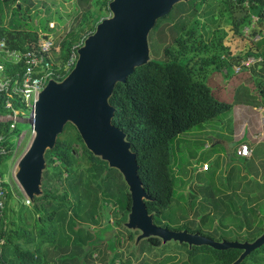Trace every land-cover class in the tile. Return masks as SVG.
<instances>
[{
    "label": "trees",
    "instance_id": "obj_1",
    "mask_svg": "<svg viewBox=\"0 0 264 264\" xmlns=\"http://www.w3.org/2000/svg\"><path fill=\"white\" fill-rule=\"evenodd\" d=\"M32 1L34 0H0V16L2 8L8 9L7 26L10 30L1 27L0 40H3L9 49L25 51L40 37L37 30L44 36L53 31L48 27V23L53 20L50 14L38 19L37 27L30 24L29 28L33 30L31 33L18 29L25 24L21 16L27 11V6L32 5ZM204 3L205 7L209 6L207 0L175 3L163 16L155 20L147 37L150 38L156 29L162 30L169 24L174 30L172 41L163 46L159 60L148 59L132 67L123 79L113 84L106 98V104L111 110L109 125L119 132L133 160L134 179L139 193L145 197L141 201V208L151 228L170 234L202 238L215 245L250 246L264 234V183L255 181L250 184L246 181L239 186V189L232 188L233 194H222L221 198L210 200L209 206L204 210H201L204 206V198L201 199L198 210L204 214L193 213L192 219L197 220L196 224L187 219V211L183 212L184 207L180 205V199L184 195L179 193L180 187L176 188L178 176L173 168L171 144L177 140V137L193 128L199 129L203 123L229 112L232 96L241 85L247 88L253 97L259 98L264 94V78L255 77L249 70L250 67L237 73L233 72L232 66L222 58V54L217 52V46L220 47L219 38L213 39L214 48L209 57H195L198 52L204 51V45L197 38L200 34L196 33V23L192 22L188 28L187 26L190 18L195 21L197 8ZM216 3L220 15L229 19L231 28L237 34L240 33L243 25L248 24L251 18H255L257 30H252L250 34L258 35L253 45L257 51L255 56L260 58L264 70V0H216ZM73 4L75 18L80 20L78 26L69 28L55 41V45H59L64 50L60 59L62 66L56 72L58 77L53 78L56 82L62 81L72 70L66 71L62 68L70 50L76 52L81 40L89 37L93 30L89 18L92 0H74ZM22 5L25 7L23 8ZM211 14L212 10L208 9L201 15ZM54 15L56 17L54 20L59 22L58 13L54 12ZM23 40L26 42L23 43ZM223 55L226 56L225 53ZM230 60L236 63L239 58H230ZM55 62L57 60L54 64ZM2 102L3 99H0V113H3ZM2 131L5 129L0 126V132ZM71 145L78 147L80 159L85 163L86 175L73 168L76 159ZM8 157L7 155L0 161ZM43 158L48 165L56 163V167L59 168L54 167L53 170L56 171L49 176L43 173L42 194L31 198L32 206L25 212L30 213L32 220L29 224H25L20 221L25 213H18L20 218L11 224L13 227L8 228L7 231L0 228L3 249L6 244H11L12 233L20 236L25 234L24 243L32 244L30 230L36 231L39 239L34 243V249L18 252L16 246L12 245V252H17L15 259L18 264L42 263L39 257L35 256L36 251H39L38 245L44 240L49 245H53L57 234L53 222L60 225L61 220L66 218L70 223V218L72 219L74 215L71 210L74 207H78L75 218H78L80 213L83 217L89 213L92 220L97 212L102 183L106 186L104 195L107 199H113L122 213H128L132 208L133 200L121 174L88 150L78 130L70 122L62 126L52 146L44 152ZM61 172L65 175L63 181L66 182V192L64 191L60 196L57 193L53 194L50 181L52 178L59 180ZM112 175L114 177H111ZM112 178L126 189L118 198L112 193L114 188L111 187ZM199 188L198 192L203 194L204 190ZM69 196L74 204L64 209L63 201ZM56 197L58 202L54 201ZM193 197L194 195L190 198ZM52 201L56 204H52ZM192 205L189 207L192 208ZM46 210L50 212L46 214ZM177 215L181 217L172 218ZM159 219L165 222L160 223ZM215 219L216 227L230 230L235 235L224 240L213 235ZM26 227L28 230L25 231ZM149 240L152 244H158L155 239L149 238ZM197 245L196 250L201 262L264 264V241L249 252L229 246L216 249L207 243H197ZM0 260L5 261L2 252H0Z\"/></svg>",
    "mask_w": 264,
    "mask_h": 264
},
{
    "label": "rangeland",
    "instance_id": "obj_2",
    "mask_svg": "<svg viewBox=\"0 0 264 264\" xmlns=\"http://www.w3.org/2000/svg\"><path fill=\"white\" fill-rule=\"evenodd\" d=\"M186 1L187 0H169L155 18H159L160 15L173 4ZM73 2L74 0H34L31 6H27V11L21 16L25 24L18 28L26 33H31L33 30L29 28L30 24L37 27L38 19L45 18L50 14L53 18V20L48 23V27L52 26L51 28L53 31L47 35L53 43L50 57L53 62L57 60L55 64L59 69L60 66H62L60 65V59L64 54V50L61 49L59 45H55V41L69 28L78 26L80 20L75 18V6ZM119 2L120 0H92L89 11L90 23L93 27L92 34L81 40L76 52V61L69 75L60 82L51 80L43 90L41 102L42 110L53 106L55 97L76 72V68L78 64H80V62L77 63L79 56L83 55V58H85L92 49L93 45L88 52L83 53L82 49L86 42L90 41L94 35H96L95 38L98 40L103 32L113 28L119 23ZM207 3H209L208 7H205L206 4L204 3L201 7L197 8L195 21L191 18L188 21L187 28L192 22L196 23V33L200 34L199 36L197 35V38L199 41L201 40L200 43L204 45V51L198 52L195 57H209L213 52L214 45L212 42L215 37L220 40V47L217 46V52L222 54V58H225L232 67L237 66L242 58L255 56L257 51L253 44L258 39V35L252 36L250 34L252 30H257L255 18H251L248 24L243 25L240 33L237 34L231 28L229 19L220 15L216 0H207ZM22 7L24 8L25 5H22ZM208 9L212 10V14L210 16H202L201 14ZM54 12H57L60 16L59 22L54 20L56 19ZM8 19V9L2 8L0 28L3 27L4 30L10 31L7 26ZM171 26L172 25L167 24L162 30L156 29L150 38L147 37L149 31V29H147L140 37L138 54L131 55L129 58L131 60L128 63V68H132L148 59L159 60L162 55L163 46L172 41L174 30ZM160 31L162 32L160 33ZM36 32L39 36H44L41 35L38 30ZM25 42L26 41L23 40V43ZM224 53L226 56L223 55ZM235 57L239 58L236 63L230 60V58ZM62 68L64 69V67ZM249 70L254 73L255 77L259 76L264 78V70L261 66V62L251 66ZM222 72L224 71L222 70ZM231 108L229 112L220 114L212 120L203 123L199 129L193 128L190 131L180 134L177 140L171 144L173 168L178 176L176 188L180 187L179 193L184 195V197L180 199V205L184 207L182 208L184 213L187 211V219L192 220L193 224L197 223L196 219H192L194 212L204 214L198 210V204H200L201 199L204 198V206L201 207V210H204L206 206H209L210 200L221 198L222 194H233L232 188L235 187V184L241 181H243L242 183L247 181L250 184L251 182H255V177L253 176L251 178V171L258 169L262 172V176H264V159L261 158L263 157L261 151L264 149V94L260 95L259 98L253 97L249 90L241 85L232 96ZM103 112L107 115L109 123L111 110L108 105L107 108L103 109ZM67 122L73 124L70 120L65 118L61 127L49 134V139L46 144L31 157L24 156V152H27L32 146L33 141L30 142V140L32 139L33 132L29 129V124L24 122L16 123V134L21 133L24 135L16 142L15 153L11 155L4 162L3 167L0 168L1 178L7 183L5 210L10 208L11 205L16 214L19 212L20 208L30 210L32 206L31 198L38 197L42 194L41 183L43 173L45 172L49 176L50 173L54 174L56 171L53 170V168L56 167V163L48 165V162L43 158V154L52 146L56 135ZM200 129H202L203 132H201ZM253 133L256 134L255 139H251ZM259 133L262 134L261 137ZM213 137H219L224 141V144L220 145L214 143L212 141ZM82 139L92 154L105 160L109 167L116 169L121 174L127 186V191L133 198V188L127 180L126 171L117 164L107 160L103 148L91 147L86 141L84 134ZM239 140H245L249 144H255L256 147L260 149L257 152L260 160H258L257 157H253V159L247 163L234 157L230 153V142H237ZM123 143L124 147L122 146L123 150L121 155L129 158L130 154L124 140ZM204 145H207L206 148ZM71 149L76 159V164L73 168L86 175L84 171L85 163L80 159L78 147L76 145H71ZM99 149H103V152L100 153ZM213 154L215 155L213 156ZM34 156L36 157V163L33 168V173L29 179L25 180L23 178V172ZM228 157L232 158L231 162L228 161ZM202 162L207 163L208 172L196 174V167L197 165H201ZM229 164L228 170L227 166ZM56 168H59V166ZM239 172L242 174L237 175ZM16 176L20 177L21 182ZM64 176V172H61L59 180L55 178L51 179L50 187L53 194L57 193L61 196L66 190V182L63 181ZM111 177L114 176L112 175ZM233 181L236 182L232 183ZM261 181L264 182V178H262ZM115 183L116 181L113 179L111 182V187H114L112 193L115 198H118L126 189ZM105 187L103 183L100 186L101 196H99L98 199L97 212L95 216H93L94 220H91L88 212H86L88 214L84 217L80 213L78 214V218H75V211L78 210L76 206L71 210L74 215H72V219L70 218V223L67 222L66 218L61 220L60 225L55 221L53 222V227L57 233L53 240V245H49L44 240L41 245H38L39 251L37 250L35 255L39 257V260H41L43 264H210L209 262L200 261L199 253L196 250L198 246L196 243H190L174 236L172 237L162 234L161 232H155L146 226V224L149 225L150 223L149 221H143V218L146 217L142 213L141 201L145 199V197L139 193V189L137 210L133 208L132 203L131 210L128 213H122L114 204V200L107 199L106 195H104L103 192ZM199 187L204 190L203 194L198 192V189H200ZM174 193L176 194V192ZM193 195L194 197L190 198ZM231 197L234 198V196ZM25 198L30 202L26 207L21 205ZM54 201L58 202V197H56ZM54 201H52V204H56ZM193 202L194 204L192 205ZM63 203L64 209H66L67 206L74 204V201L71 199V196H69ZM190 205H192V208L189 207ZM49 212L50 210H46V214ZM209 213L211 212L209 211ZM25 215L30 217V213H26ZM67 216L70 217V215ZM180 217L181 216L178 215L177 217L172 216L173 219H179ZM158 221L160 223L165 222L161 219ZM215 223L216 219L213 224V235L216 237H220L224 240L235 235L234 232L230 230L216 227ZM1 225H5V227H3L4 230L7 226L9 228L13 227L10 223H7V225L6 223H2ZM190 226L193 228L192 225ZM26 230H28V227L25 228V231ZM30 231L31 238L37 242L36 240H38L39 237L36 235V231ZM13 235H15L14 238ZM23 236H25V234H22L21 237L20 234L12 233V239L14 241L17 240V238H21V240H19L20 242L22 241L21 244L28 245L22 240L24 239ZM149 238L157 240L158 244H152ZM25 247L26 246L18 247L17 244L18 250H25ZM29 249L31 250V248ZM8 250L4 254L5 261L1 262L0 260V264H18L15 259V254L17 252H12L13 249L11 246Z\"/></svg>",
    "mask_w": 264,
    "mask_h": 264
},
{
    "label": "water",
    "instance_id": "obj_3",
    "mask_svg": "<svg viewBox=\"0 0 264 264\" xmlns=\"http://www.w3.org/2000/svg\"><path fill=\"white\" fill-rule=\"evenodd\" d=\"M168 2L169 0H120L118 5L119 23L103 32L96 40L84 60L78 64L76 72L55 97L53 106L42 110L41 103L36 107L33 115V127L44 128L49 135L60 128L65 118L73 113L88 144L91 147H102L105 150L107 160L126 171L127 180L133 188V208L136 210L139 193L133 174V160L131 156L127 158L121 155L122 148L118 141L119 137L111 130L103 127L101 123L103 110L100 105V97L106 94L107 98L113 84L123 79L130 72L132 68H128V57L138 54L141 35L147 29L150 30L156 15ZM167 11H164L160 17ZM76 129L82 138L80 130ZM86 147L88 146L86 145ZM35 163L36 157L34 156L23 172L25 180L32 175ZM143 221L147 222V219L143 218ZM146 226L155 232L174 236L190 243H207L216 249L229 246L249 252L264 241L263 234L250 246L239 244L215 245L202 238L173 235L166 231L153 229L150 225L146 224Z\"/></svg>",
    "mask_w": 264,
    "mask_h": 264
},
{
    "label": "built area",
    "instance_id": "obj_4",
    "mask_svg": "<svg viewBox=\"0 0 264 264\" xmlns=\"http://www.w3.org/2000/svg\"><path fill=\"white\" fill-rule=\"evenodd\" d=\"M52 49L53 43L48 36L38 37L37 41L25 51L9 49L3 40H0V99H3L0 126L5 129L0 132V159L13 155L16 142L24 135L16 134V123H27L29 129L33 131V115L36 107L42 102L43 90L54 77H58L56 73L58 67L50 57ZM76 52L70 50L63 64L64 70L73 68ZM259 62L260 58L255 56L242 58L232 70L237 73ZM235 154L247 158L250 150L246 144H240ZM206 169L207 166L203 164L201 170ZM6 185L0 175V225L5 210ZM23 203L28 205L30 202L24 199Z\"/></svg>",
    "mask_w": 264,
    "mask_h": 264
},
{
    "label": "crops",
    "instance_id": "obj_5",
    "mask_svg": "<svg viewBox=\"0 0 264 264\" xmlns=\"http://www.w3.org/2000/svg\"><path fill=\"white\" fill-rule=\"evenodd\" d=\"M253 108V107H252ZM257 108H260V107H257ZM232 109V108H231ZM230 109V110H231ZM264 110V109H263ZM201 130V132H203V130L202 129H200ZM258 135V134H257ZM259 135H260V137L262 136V134H260L259 133ZM256 138V134H252L251 135V139H255ZM212 141L214 142V143H218V144H224V141H222V139H220L219 137L217 138V137H213L212 138ZM240 144H246V145H248L247 147H249V150H250V155H249V157H247V158H241V157H238V156H236V154H235V150L237 149V147H238V145H240ZM206 146L207 145H204V147L206 148ZM233 148H234V150H233ZM230 153L234 156V157H236V158H238V159H240V160H243V161H245V162H249V161H251L252 159H253V157H257V159L258 160H260V157H259V155H257V152H258V150H260L259 148H257L256 147V145L255 144H249L247 141H245V140H239V141H237V142H233V141H231L230 142ZM261 153H263V157H261V158H263L264 159V149L261 151ZM215 154H213V156H214ZM259 157V158H258ZM9 158V157H8ZM7 159H5V160H2V161H0V168H2L3 167V164H4V162L6 161ZM228 161L229 162H231L232 161V158H230V157H228ZM203 164H205L206 166H207V163H205V162H202L201 163V165H197V167H196V170H195V173L197 174V173H205V172H208V170L206 169L205 171H203V170H201V166L203 165ZM230 166V164L227 166V169L229 170V167ZM218 168V167H217ZM251 173L252 174H250L251 175V178L254 176L255 177V181H257V182H259V183H264V182H262L261 180H262V178H264V176H262V172L261 171H259L258 169H255V170H253V171H251ZM241 175L242 173H237V175ZM236 181H233L232 183H235ZM242 182L243 181H241L240 183H237V184H235V187H236V189H239V186L242 184ZM26 199V198H25ZM24 201V200H23ZM23 201H22V204L21 205H23L24 207H26L27 205H25L24 203H23ZM29 205V204H28ZM28 209H25V208H20V210H19V212H17V214L15 213V211L12 209V205L10 206V208H8L7 210H4V215H3V222L2 223H6V225H7V223H10V225L11 224H13V223H15V221L16 220H19V216H18V213H25L26 211H27ZM26 214V213H25ZM24 214V216H22L21 218H20V221H22V222H24L25 224H29V222L32 220V217H28V216H26ZM34 218V217H33ZM3 227H5V225H2V227H0L2 230H4V228ZM9 227L7 226V228L5 229L6 231L7 230H9L8 229ZM22 237V236H21ZM19 240H21V238L19 239V238H17V240H13L12 239V241H11V244L9 243L8 245L6 244L5 245V247H4V249H3V247H2V244H3V241L0 239V241H2V243H1V245H0V252H2L3 254H5L6 252H7V250L9 249V247L11 246L12 247V245H15L16 246V249H18L17 248V244H18V247H24V246H26L25 248L27 249V250H30L29 248H31V250L32 249H34V243H35V241L34 240H32V244L31 243H27L28 245H23V244H21V242L19 241ZM22 240H24V239H22ZM21 244V245H20ZM44 247V246H43ZM44 250H45V248H44ZM9 251V250H8ZM13 251V250H12ZM19 251H21V250H18V252ZM9 253V252H8Z\"/></svg>",
    "mask_w": 264,
    "mask_h": 264
},
{
    "label": "bare ground",
    "instance_id": "obj_6",
    "mask_svg": "<svg viewBox=\"0 0 264 264\" xmlns=\"http://www.w3.org/2000/svg\"><path fill=\"white\" fill-rule=\"evenodd\" d=\"M95 36L96 35H94V37L90 41L86 42L85 46L82 49L83 53H86L91 49V46L95 43V40H96ZM129 58H130V56L127 59L128 63L131 60ZM83 60H84L83 55H80L77 63L82 62ZM100 105H101L102 110L107 108L106 94H104L100 97ZM66 118L68 120H70L81 131V134H82V130L79 127V124L76 120L75 115L73 113H70ZM101 123L105 129L111 130L114 134H116L119 137L118 138L119 144H120L121 148H122V146L124 147L123 139L120 137L119 132H117L115 129H113L109 126V123L107 120V115H105L104 112H103V116L101 118ZM32 132H33L32 133L33 136H32V139L30 140V142L33 141L32 146H31V148L28 149L27 152H24V156H28V157H31L35 153H37L46 144L47 140L49 139V135L47 134V132L44 128H40V127L33 128ZM82 136H83V134H82ZM99 148H102V147H99ZM99 152L100 153L103 152V149H99ZM16 177L21 182L20 177L19 176H16Z\"/></svg>",
    "mask_w": 264,
    "mask_h": 264
}]
</instances>
